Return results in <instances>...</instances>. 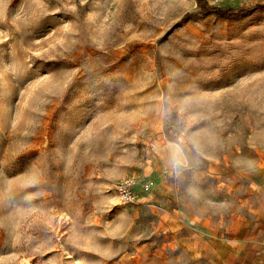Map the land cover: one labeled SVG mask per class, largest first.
<instances>
[{
  "label": "rangeland",
  "instance_id": "374dc122",
  "mask_svg": "<svg viewBox=\"0 0 264 264\" xmlns=\"http://www.w3.org/2000/svg\"><path fill=\"white\" fill-rule=\"evenodd\" d=\"M200 1L261 8L0 0V264H205L252 219L264 0Z\"/></svg>",
  "mask_w": 264,
  "mask_h": 264
},
{
  "label": "crops",
  "instance_id": "0c3cea01",
  "mask_svg": "<svg viewBox=\"0 0 264 264\" xmlns=\"http://www.w3.org/2000/svg\"><path fill=\"white\" fill-rule=\"evenodd\" d=\"M252 219L217 240L205 264H264V183L254 196Z\"/></svg>",
  "mask_w": 264,
  "mask_h": 264
},
{
  "label": "trees",
  "instance_id": "16d2710c",
  "mask_svg": "<svg viewBox=\"0 0 264 264\" xmlns=\"http://www.w3.org/2000/svg\"><path fill=\"white\" fill-rule=\"evenodd\" d=\"M199 5L202 8L203 12L205 13H213L218 18L224 20V21H231L234 20L238 17L244 16L246 14H249L253 12L254 10H257L258 8H261L260 5H257L253 8H248V9H240V10H232V9H216V8H209L206 7L200 0H199Z\"/></svg>",
  "mask_w": 264,
  "mask_h": 264
},
{
  "label": "built area",
  "instance_id": "2783aa9c",
  "mask_svg": "<svg viewBox=\"0 0 264 264\" xmlns=\"http://www.w3.org/2000/svg\"><path fill=\"white\" fill-rule=\"evenodd\" d=\"M212 1L215 3H218V2H225V1H229V0H212ZM125 194H126L127 198H128V196H130V194L128 192H125Z\"/></svg>",
  "mask_w": 264,
  "mask_h": 264
},
{
  "label": "bare ground",
  "instance_id": "6f19581e",
  "mask_svg": "<svg viewBox=\"0 0 264 264\" xmlns=\"http://www.w3.org/2000/svg\"><path fill=\"white\" fill-rule=\"evenodd\" d=\"M229 1L233 2L234 0H229Z\"/></svg>",
  "mask_w": 264,
  "mask_h": 264
}]
</instances>
